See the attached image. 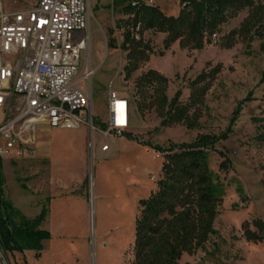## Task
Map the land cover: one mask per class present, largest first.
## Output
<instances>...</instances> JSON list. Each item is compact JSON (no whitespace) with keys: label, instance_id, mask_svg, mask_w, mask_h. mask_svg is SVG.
Listing matches in <instances>:
<instances>
[{"label":"rangeland","instance_id":"374dc122","mask_svg":"<svg viewBox=\"0 0 264 264\" xmlns=\"http://www.w3.org/2000/svg\"><path fill=\"white\" fill-rule=\"evenodd\" d=\"M38 1L0 0V6L4 12H15L30 9ZM154 1L167 16H177L181 8L179 0ZM258 1L264 5V0ZM127 2L100 0L88 12V48L81 53L78 76L88 67L92 73L78 87L91 94V127L39 124L33 133L34 158L1 159L5 199L28 220L44 214L38 228L49 234L39 250L6 252L10 264H131L140 200L157 189L161 177L164 154L158 146L222 133L226 137L208 152L212 179L222 199L213 224L215 233L192 255L183 253L180 263L264 264V237L253 241L242 232L244 224L256 232L255 220L264 225V145L253 140L254 119L264 117V81L260 82L264 29L247 46L235 39L231 48L222 47L226 35L247 16L243 9L210 35V42L201 49L182 48L178 42L165 48V34L144 31L141 37L150 50L148 59L125 78L127 52L119 45L121 32L128 26L122 12ZM109 29L118 41L116 48L108 47ZM217 65L219 73L195 107L200 117L193 128L160 125L149 103L151 90L144 102L136 92L135 79L153 68L167 78L168 98L179 90V100L185 104L190 82ZM109 90L127 97L131 104V122L121 135L97 131V123L107 122ZM249 95L251 99L230 125L238 101ZM104 144L107 149L102 151ZM222 162L227 169L219 167Z\"/></svg>","mask_w":264,"mask_h":264},{"label":"trees","instance_id":"16d2710c","mask_svg":"<svg viewBox=\"0 0 264 264\" xmlns=\"http://www.w3.org/2000/svg\"><path fill=\"white\" fill-rule=\"evenodd\" d=\"M179 1L181 8L177 16H167L158 6L148 4L145 0H129L122 7V12L127 16L123 23L128 25L121 32L122 41L119 45L127 52L125 78H129L148 59L150 50L141 37L144 31L165 34V48L178 42L182 48L201 49L210 42V35L220 30L221 25L246 9L247 16L236 30L226 35L222 47L231 48L235 39L247 46L254 37L262 36L264 5L258 0ZM108 34V47L116 48L118 41L113 36V30L109 29ZM220 68L217 65L209 72L198 74L190 82L191 92L185 104L179 100V90L168 98L167 78L151 68L135 79L136 92L144 102L147 90H151L149 103L160 118V125L184 124L193 128L200 117L195 107L202 101ZM263 81L264 70L260 77V82ZM250 99L249 95L238 101L230 125L236 121L242 105ZM190 109H194L192 114ZM254 122L257 123V133L253 140L257 145H264V117L256 118ZM97 124L100 129H106L105 123ZM225 137L226 133L199 135L188 143L158 146V150L164 154L161 177L157 189L140 200L131 264H181L183 253L192 255L215 233L213 224L222 199L217 195L212 179L208 152ZM225 165L222 162L219 167L227 169ZM3 182L0 158V247L5 253L26 248L39 250L42 241L49 238L47 231L38 228L44 214L35 220L20 215L12 203L5 199ZM253 223L256 232L250 231L247 224L242 226V232L247 239L257 241L264 237V225L260 220Z\"/></svg>","mask_w":264,"mask_h":264},{"label":"built area","instance_id":"2783aa9c","mask_svg":"<svg viewBox=\"0 0 264 264\" xmlns=\"http://www.w3.org/2000/svg\"><path fill=\"white\" fill-rule=\"evenodd\" d=\"M98 1L39 0L15 12L0 6L1 159L34 158L33 133L39 124L91 127V94L78 82L92 71L86 68L82 77L78 72L81 53L88 48V12ZM106 109L102 133L121 135L129 126L128 100L109 90ZM0 264H10L1 248Z\"/></svg>","mask_w":264,"mask_h":264},{"label":"crops","instance_id":"0c3cea01","mask_svg":"<svg viewBox=\"0 0 264 264\" xmlns=\"http://www.w3.org/2000/svg\"><path fill=\"white\" fill-rule=\"evenodd\" d=\"M100 1V0H99ZM98 1V2H99ZM148 2V1H147ZM152 5L155 3V1L153 0L152 2ZM151 3H149L148 2V4H151ZM157 4H159V5H161L160 3H157ZM111 6H112V4H111ZM112 8H113V6H112ZM161 9V8H160ZM151 69H153V68H151ZM122 97H124V96H122ZM124 98H126L127 100H128V103H129V125H130V122H131V104H130V101H129V99L127 98V97H124ZM102 123H105V122H102ZM97 131H100V132H102V129H100V128H97ZM105 145V144H104ZM103 146V145H102ZM102 151H105V150H102Z\"/></svg>","mask_w":264,"mask_h":264}]
</instances>
